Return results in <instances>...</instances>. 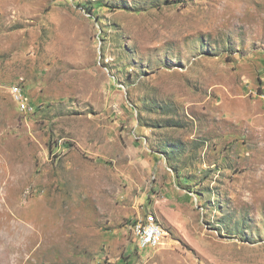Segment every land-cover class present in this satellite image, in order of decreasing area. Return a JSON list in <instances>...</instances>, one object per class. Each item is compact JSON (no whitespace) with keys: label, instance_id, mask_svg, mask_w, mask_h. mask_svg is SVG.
I'll list each match as a JSON object with an SVG mask.
<instances>
[{"label":"rangeland","instance_id":"1","mask_svg":"<svg viewBox=\"0 0 264 264\" xmlns=\"http://www.w3.org/2000/svg\"><path fill=\"white\" fill-rule=\"evenodd\" d=\"M0 264H264V0H0Z\"/></svg>","mask_w":264,"mask_h":264},{"label":"built area","instance_id":"2","mask_svg":"<svg viewBox=\"0 0 264 264\" xmlns=\"http://www.w3.org/2000/svg\"><path fill=\"white\" fill-rule=\"evenodd\" d=\"M15 96H21L18 90H17V95ZM21 104H22V96H21ZM22 107H24V110L26 111L30 109L28 104H22ZM146 228H154L153 236H156L157 244H163L166 234L159 231L156 222L152 221L151 215L146 214L144 217V227L142 228L141 232H138V235H135L136 241H144V249H145V243H147V240H149V236H146Z\"/></svg>","mask_w":264,"mask_h":264},{"label":"bare ground","instance_id":"3","mask_svg":"<svg viewBox=\"0 0 264 264\" xmlns=\"http://www.w3.org/2000/svg\"><path fill=\"white\" fill-rule=\"evenodd\" d=\"M18 90V89H17ZM17 90H16V95H17ZM19 94L22 96L20 91L18 90ZM21 96H17L19 100H21ZM144 227L143 222H139L134 226V234L138 235V232H141L142 228ZM157 228L159 231L163 232L166 234V232L163 230L161 226L157 224ZM154 235V228H146V236H149V240H147V243H145V249H144V241H137L138 246L144 250L150 249V248H158L163 244H157L156 236Z\"/></svg>","mask_w":264,"mask_h":264}]
</instances>
